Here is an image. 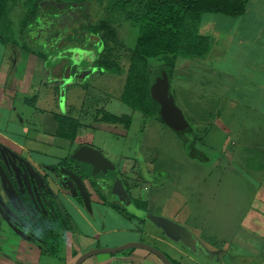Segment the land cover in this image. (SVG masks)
I'll return each instance as SVG.
<instances>
[{"label": "rangeland", "instance_id": "374dc122", "mask_svg": "<svg viewBox=\"0 0 264 264\" xmlns=\"http://www.w3.org/2000/svg\"><path fill=\"white\" fill-rule=\"evenodd\" d=\"M107 4V0H87L81 6L74 7L58 0H45L41 3L36 16L24 26L26 0H10L5 19L0 25V36H6L11 40V36L15 37L20 44L17 46L21 48L22 45H26L27 50L22 51L23 54L17 53L14 58L13 49L9 45L4 47L0 43V59L4 57L11 64L17 60V76L20 78L24 77L23 70L29 65L34 75L32 87L27 93L19 90L17 84H12L10 95L14 100V107L12 111L0 110V128L18 140H24L26 136L35 138L38 132L46 135L41 138L49 143L46 146L48 147L47 155L38 154L39 159L45 161L46 166L57 163L58 159L69 154L70 149H75L83 142L103 150L104 154L108 155L118 167H121L120 170L124 167L121 157H136V151L151 156V160L155 159L156 165L161 164L165 170L173 172L176 177L175 180L173 179V183L172 179L163 178V181L169 182L167 190H165L167 193L163 192L161 196L159 195V198L162 199L166 194L161 203L150 205L152 208L150 214L160 213L162 216L159 219L160 222L169 226L166 225L168 219H165L170 210L166 207V198L171 195L173 207L174 200L175 206L179 207L175 208L179 210L173 214L169 213L173 219L186 223L189 229L213 247L231 246L233 228L239 222V218L232 217L233 196L230 193L233 191L234 175L226 168L221 170L216 166L213 171L204 164V152L213 160L212 152L217 154L222 146V139L220 141L216 127H212L216 120L215 115H218L214 98L210 92L205 93L204 88L199 87L195 92L193 90L185 95L187 97L184 100L179 98L175 100V106L179 109L184 121L183 130H176L162 121L150 120L146 114L134 110L123 101L122 94L126 89L125 84L133 79L130 74L134 70L135 46L139 31L135 27L133 19H125L127 15L125 11H107ZM101 20H106V28L99 33L88 30L89 25H98ZM3 49L6 50L5 54H3ZM104 49L106 50L105 58L108 61L117 62L123 70L122 74L102 72V68L94 66L98 54ZM28 57L31 62L28 61ZM190 58L192 57H181L176 63H179L180 60L185 63L186 59ZM162 62L161 57L151 58L150 66ZM52 69L57 73L51 75ZM183 75L187 77V80L192 78L190 70ZM42 80L47 87L44 86L40 92ZM185 80L184 78V83ZM177 81L178 79L176 83ZM179 83H182V87H184L183 82ZM172 87L174 88L173 85ZM4 94V89L0 87V103L3 101ZM199 94L202 95L204 103L201 102ZM38 96V103L35 104L34 99ZM175 101L173 100L174 103ZM3 102L6 104V101ZM102 107L116 115H131L133 118L130 126L124 128L122 124L100 121L104 112L100 109ZM228 109H232V106H227L226 110ZM65 111L80 118L82 124L73 147L68 140L56 136L58 125L54 113L64 115ZM8 119L12 123L6 127ZM204 125L210 131L209 137H206ZM222 127H224L223 124ZM6 149V146L0 142V199L4 202L16 197L9 175L12 171L14 172L15 167L19 166V160L15 159L12 156L13 153ZM195 149L198 150V153L199 151L203 153V159L199 158ZM191 154L195 155L191 159L192 161L188 156ZM13 159L18 163H14ZM85 168L87 169V167ZM220 171H223L222 173L225 175H221ZM43 175L48 177L53 189H58V179L49 168L44 170ZM109 176L113 177L112 174ZM218 176L224 179L222 182L225 181V184L219 188L216 184ZM204 178H208L209 181L210 199L202 196L206 194L204 193ZM103 179L102 173H97L95 183L102 182ZM5 184H8L9 188ZM217 189L219 191L216 192ZM145 192L144 190L140 193ZM215 193L217 194L215 195ZM76 196L77 194L74 193V197ZM176 197L179 200H176ZM191 198L192 201L189 200ZM200 198H202V208L204 209V213L201 211L202 215L197 210L200 208ZM113 199L117 202L122 201L118 197H113ZM243 199L247 203L248 198L244 197ZM186 202L188 208L185 206ZM56 205L58 206V204ZM56 205H50L49 208H53L51 218H56L60 223H63V227L54 229L56 233L58 232L57 235L62 237V241L57 244L51 238L44 242L40 241L33 233L31 236L34 238V243L30 244L32 242L27 239L28 235L25 233L29 231L30 227L22 225L17 230H12L17 228H14V224H22L21 221L7 220L3 215L4 209L0 208V218L4 220L3 224H5L0 233V264H65L67 244L68 246L72 245L76 239V235H73L76 232V225L72 222V218L66 214V209L62 211ZM64 205L67 204L64 203ZM68 209L73 210L70 205H68ZM101 209V212L104 213L103 206ZM190 209L191 211H189ZM193 209L195 210L192 211ZM138 210L135 209V212L140 213L142 218L140 228H144L145 231L151 230L149 215L143 210ZM111 212L113 215L117 214L116 211L111 210ZM24 213L26 214V212ZM119 222V217H114L110 221L111 224L117 226H119ZM118 232L112 235L114 239L118 240L125 234L121 231ZM144 236L146 237V233ZM26 241L27 243H25ZM36 241L38 243H35ZM193 245H197L198 248L200 243L198 241ZM157 248L167 250L161 243ZM205 249L206 246H204ZM167 251L173 258L169 257L176 264H196L187 258L182 260L180 257L174 256L170 249ZM111 255V253L96 254L84 264H108L107 259ZM202 261V263L208 264L204 256Z\"/></svg>", "mask_w": 264, "mask_h": 264}, {"label": "crops", "instance_id": "0c3cea01", "mask_svg": "<svg viewBox=\"0 0 264 264\" xmlns=\"http://www.w3.org/2000/svg\"><path fill=\"white\" fill-rule=\"evenodd\" d=\"M199 31L210 39V49L203 57H192L189 60L186 59L185 63L180 60V64H175L170 78L171 97L174 101L178 98L184 100L187 97L185 95L203 87L204 92H210L214 98L218 115H215L216 120L212 127H216L220 141L222 139V146L217 154L212 152L213 160L204 152V164L213 171L217 166L221 170L226 168L233 172V191L230 193L233 196L232 217L239 218V222L233 228L232 245L213 247L189 229L186 223L173 219L169 213L173 214L179 210L175 208L179 207L175 206V200L173 207L171 195L166 198V207L170 209L168 217L163 215L165 219H168L169 226L160 222L159 219L162 218L160 213L150 214V209H152L150 205L161 203L166 195L162 199L159 198V195L166 192L169 183L163 181V178L173 180L176 176L173 172L165 170L161 164H159L160 166L156 165L155 159L151 160V156L136 151L137 160H141L146 166L145 179L141 180L142 182H136L133 177L134 169L131 171L129 168L132 158L130 156L121 157L124 166L122 170L125 171L127 178V184L123 182L122 187L129 195V197H125L124 203L133 216H127L113 208L110 202L114 200L113 198L108 200L100 197L92 187L91 177L82 179L75 175L76 182L83 183L84 186L83 188L81 186L82 196L79 198L70 200L67 192L60 190L62 200L67 204L63 203L62 207L64 211L66 209V214L72 218V222L76 225V232L73 233L74 236L76 235V239L72 245L68 246L67 244L65 264L73 263L83 252L91 248L116 246L129 241H143L156 247L161 243L167 250L170 249L174 256L180 257L182 260L187 258L196 264H204L202 263L203 256L208 264H264V0H250L245 13L239 16L205 13ZM11 37L12 40L1 35L0 43L4 47L9 45L14 51L15 58L17 53L26 51L27 46L22 45L19 48L18 40ZM5 53L6 50L3 49V54ZM28 61L31 62L29 57ZM16 64L17 60L11 64L4 57L0 59V87L5 92L2 100L6 101V104L3 101L0 103V110H13L14 100L10 95L12 84H17L19 90L24 93H27L32 87L34 73L30 70V65L25 67L24 77L20 78L17 76ZM189 70L192 73V78L187 80L183 74ZM50 73L54 75L57 71L52 69ZM184 78L187 80L185 83ZM43 82L44 80L41 81L40 92L46 86V83ZM179 82H183L184 87ZM198 96L204 103L202 95ZM38 100L39 96L35 97V104L38 103ZM227 106H232V109L226 110ZM11 123L10 119L6 120V127H9ZM163 123L169 125L167 122ZM204 130L206 137H209L210 131L205 125ZM41 136L46 135L38 132L35 138L26 136L24 140H18L0 128V142L13 154L23 153L26 155L33 166L38 169L49 166H46L45 161L39 159L38 156V154L47 155L48 147L46 146L49 144ZM68 142L73 147L76 141ZM73 150L70 149L69 154L58 159L55 164L67 158ZM195 152L200 159H203L201 151L198 153V150L195 149ZM187 153L189 152L187 151ZM191 155H188L190 161L195 156ZM105 156L110 160L115 170L121 168L108 155L105 154ZM222 172L219 173L225 175ZM204 179V193L206 194L202 196L210 199L209 181L208 178ZM223 180L222 177H217V188L225 184V181L222 182ZM144 190L146 192L141 194L140 192ZM217 191L219 190L217 189ZM244 197L248 198L247 203L243 199ZM176 200L179 199L176 197ZM189 200L192 201V198ZM199 200L201 201L202 198ZM229 201H231L230 198ZM202 202H199L200 208H197L200 215L202 212L204 213ZM186 204L185 206L188 208V204ZM68 205L73 210L70 211ZM101 206L104 208V213L101 212ZM135 209L143 210L149 215L151 230L145 231L144 228H140L142 218L138 212L141 211L135 212ZM111 210L116 211L117 214L114 215L117 216H114ZM114 217L120 218L119 226L110 223ZM118 231L125 233V236H120L117 240L112 235L119 233ZM198 241L200 246L197 248L198 244H193ZM204 246H206L205 250ZM160 250L170 256L166 249ZM118 253L112 254L107 259L108 264H164L158 256L142 248H132L125 253Z\"/></svg>", "mask_w": 264, "mask_h": 264}, {"label": "trees", "instance_id": "16d2710c", "mask_svg": "<svg viewBox=\"0 0 264 264\" xmlns=\"http://www.w3.org/2000/svg\"><path fill=\"white\" fill-rule=\"evenodd\" d=\"M45 0H26V15L23 25H27L35 17L41 3ZM67 5H82L87 0H58ZM250 0H107V11L126 12L125 19H133L139 31L134 56L133 78L126 83L122 100L133 109L139 110L149 118L163 119L161 104L157 99L155 87L160 82L163 74L168 76L171 96L170 78L176 61L181 57H203L210 49V39L200 33V24L205 13H216L226 16H239L245 13ZM10 0H0V25L5 19ZM106 20H101L98 25H91L92 32L99 33L106 28ZM10 29V27H9ZM106 50H102L95 64L106 72L122 74L121 66L115 61H108ZM161 57L162 63L150 66L151 58ZM57 121L56 136L74 142L81 127L78 117L54 113ZM101 121L123 124L129 127L130 116H118L105 112ZM69 159L60 164L67 165ZM60 175L63 170L54 166ZM112 206L124 213V209L116 203ZM27 222L33 226L42 237L52 233L51 226L55 222L45 220Z\"/></svg>", "mask_w": 264, "mask_h": 264}, {"label": "flooded vegetation", "instance_id": "af4514ba", "mask_svg": "<svg viewBox=\"0 0 264 264\" xmlns=\"http://www.w3.org/2000/svg\"><path fill=\"white\" fill-rule=\"evenodd\" d=\"M69 6H74V5H69ZM77 6H81V5H77ZM90 26L91 25L88 26V30H90L89 29ZM94 66L102 68L100 66H97L95 64V62H94ZM101 71L106 72L103 70V68L101 69ZM100 109H102L104 111L102 116L104 115L105 112H109L104 107H102ZM67 111H68V109H67ZM65 113H66V111H65ZM109 113H111V112H109ZM66 114H68V113H66ZM111 114H113V113H111ZM68 115H71V114H68ZM118 116H125V114L118 115ZM127 116L131 117V122H132L133 117L131 115H128V114H127ZM149 119L150 120L154 119V120L165 122L163 119H161L159 117H156V118L153 117V118H149ZM106 123H111V122H106ZM111 124H116V123H111ZM123 127L127 128L124 125H123ZM75 141H76V139H75ZM84 144H89V143H87V142L80 143L73 150L72 153H74L79 147H81ZM89 145L94 146L92 144H89ZM96 149L100 150L103 153V151L101 149H99L98 147H96ZM72 153L70 155H72ZM18 154H19V156H16L14 154H12V156L15 159L19 160V163H18V162H16L15 159H13V162L18 163L20 167L19 166L15 167L14 172L12 171L11 174L9 173L10 174L9 177L11 180V187H12V190L15 191L16 197L13 200L12 199L8 200V202H4L2 199H0V208L4 209L3 215L6 217L7 220L10 219V221H11V219H17L18 221H21L22 224H14V228L15 227H17V228L12 229V230H17L19 228V226H22V225H24V226L27 225L28 227H30L29 231L25 232L26 235H28L27 239L29 241L31 240V242H32L30 244L34 243V238L31 236V233L35 234V236L38 239H40V241H43V242L45 240H48L49 238H51L56 244L62 241V237L58 236L57 235L58 232L56 233L54 229H55V227L56 228L63 227V223H60L59 220H57L56 218H51L53 208H49V207H50V205L55 206L56 204H58V206L60 207V210H62V211L64 210V208L62 207L64 202L62 200L63 198H62V195L60 193V190H64L65 192H67L68 196H70V198H73V199H76V198H79L82 196V194H81L82 190L80 187L82 186V188H83L84 186H83V183L81 184L78 181L76 182L77 178L74 177L75 175L76 176L78 175L82 179L91 177L92 182H93L92 187L94 188V191H96V193H98V195L100 197L107 198L108 200H109V198L118 197L116 195L114 196L113 194H111V191H112V188L114 187V185H116L115 188L118 192L124 193L123 192L124 190L122 189V183L126 182V184H127V178L124 174L125 171L120 170V169H117V170H115V169L111 170L110 169L105 174L103 172H101L102 175L104 176V179L102 180V182H99V183L96 182L95 183L96 174L95 175L92 174L93 167L89 164L84 163V162H80L78 160L72 159L71 156H68V158L64 159V160L69 159V161L67 162V165H61L60 163L63 161V160H61L58 164L48 166L50 171L58 179V183H59V184H57L58 189L55 190V189H53L52 185H50V183L48 181V177H45L43 175L44 170L48 169L47 167L46 168L42 167V168L38 169L35 166H33V164L30 162V159L26 155H24L23 153H18ZM137 159L138 158H136V157L131 159L129 168L131 171H132V169H134L133 170L134 171L133 177H134V179H136V182H142L141 180L145 179L146 166L144 165V163L141 160H137ZM54 166H59L60 170H63L64 173H62L60 175L59 172H56L54 170ZM85 167H87V169ZM111 174L113 175L112 178H110V176H109ZM72 181H73V183H72ZM5 186L6 187L8 186V188H9L8 184H5ZM126 188H127L128 192H130V189L127 187V185H126ZM73 193H76L77 196L74 197ZM73 199H70V200H73ZM124 200H125V198H124ZM124 200L120 201V202L112 200L110 202L116 203L120 207H122V209L125 210L124 211L125 215L133 216L132 212L129 211L128 206L124 203L125 202ZM58 206H57V208H58ZM24 212H26V214ZM13 215H14V217H13ZM28 218L32 219L36 222L40 221V220L44 221V219H45V220H48V222L52 221V222H55L56 224H55V226L50 227L51 231H52L51 235L49 233L47 235V237H42L36 231V229L27 222ZM3 221L4 220H2L0 218V233L2 232V229H4V227H5L4 226L5 224H3ZM25 243H27V241ZM35 243H38V241H36ZM99 247H101V246H99ZM107 247H109V246H107ZM77 258H76V260H77ZM87 260H85L83 262V264ZM75 261L72 264H74ZM174 264H176V263L174 262Z\"/></svg>", "mask_w": 264, "mask_h": 264}, {"label": "water", "instance_id": "95a60500", "mask_svg": "<svg viewBox=\"0 0 264 264\" xmlns=\"http://www.w3.org/2000/svg\"><path fill=\"white\" fill-rule=\"evenodd\" d=\"M170 84L168 80V76L166 73L163 74L162 79L155 87V91L157 93V99L161 104V113L163 120L167 122L172 128L176 130H183L185 125L180 114L179 109L175 106L173 102V98L170 96L169 93ZM72 159L78 160L80 162H84L89 164L93 167L92 173L97 174L103 172L104 174L107 173L110 169L114 170L115 168L112 166L110 160L98 149L94 148L93 146L84 144L79 147L72 155ZM76 177V176H74ZM77 180V179H76ZM116 185L113 187V194L118 196L120 200H124L125 197H129L126 189L122 187L124 193L118 192L115 188ZM81 188V187H80ZM168 225V224H166ZM132 248H142L146 249L156 256H158L164 264H174V262L168 257V255L160 250L159 248L143 242V241H131L121 244L119 246L114 247H96L92 248L83 254H81L74 264H83V262L89 259L91 256L101 253H118L124 250L132 249Z\"/></svg>", "mask_w": 264, "mask_h": 264}]
</instances>
